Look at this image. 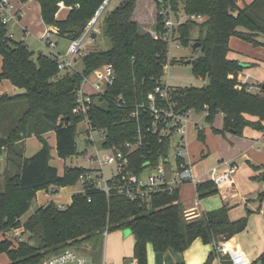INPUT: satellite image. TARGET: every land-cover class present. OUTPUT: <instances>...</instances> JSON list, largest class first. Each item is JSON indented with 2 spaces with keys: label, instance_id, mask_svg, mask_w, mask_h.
I'll use <instances>...</instances> for the list:
<instances>
[{
  "label": "trees",
  "instance_id": "trees-1",
  "mask_svg": "<svg viewBox=\"0 0 264 264\" xmlns=\"http://www.w3.org/2000/svg\"><path fill=\"white\" fill-rule=\"evenodd\" d=\"M36 1L45 25L56 27L59 37L75 40L81 34L69 33L68 29L85 27L104 0ZM61 2L70 7L65 19L57 17ZM137 3L138 0H123L106 17L103 31L112 47L87 52L83 56L82 70L60 71L57 61L49 55L36 54L24 40L17 42L9 37L8 27L0 19V56L3 58L0 82L9 80L24 90L21 94L0 96V184L3 182L0 232L23 227L24 232L29 233V238L17 243L9 238L0 239V254H8L9 264H40L65 249L83 247L91 249L94 264H101L104 233L117 230H130L134 235L133 258L138 264H148L149 245L156 252L174 250L183 254L197 240L212 246L204 263L211 264L218 257L216 246L246 230L249 215L256 212L248 207L246 216L232 221L230 208L224 205L192 219L186 216L179 190L173 195L151 193L135 199L117 193L106 196L93 190L73 195L67 206L43 205L22 222V215L38 191L73 186L86 169L66 167L60 175L50 163L52 147L44 137L49 131L56 132L59 157L79 155L77 126L84 117L74 113V108L83 76L105 65H113L115 80L103 94L93 95L90 115L93 127L106 132L105 146L121 145L136 136L137 124L131 113L137 105L148 102V95L155 91L166 66L180 62L169 58L167 41L141 31L133 18ZM165 3L176 12L204 16L200 22H184L179 32L183 46L201 43L193 52L196 57L191 63L194 71L208 78L209 83L187 88L171 86L169 99L176 110L207 112L209 123L223 113V128L213 127V131L224 137L227 133L242 136L246 127L264 131V84L260 85L259 92L248 90L249 85L238 79L244 64L228 56L229 42L234 36L255 46H264V38H261L264 35V0H165ZM162 6L159 1L158 9ZM161 19L158 15L157 30H162ZM195 28L198 37L194 39L192 31ZM19 103L26 104L23 113L19 118L9 119L10 106ZM143 116V122H148V117ZM247 116L258 119L251 120ZM31 136H36L43 146L31 157H26L25 139ZM198 138L205 141L203 130H198ZM169 144L168 138L160 142L158 135L147 133L143 147L131 159L130 169L134 173L142 172L147 160L156 166L162 156L168 155ZM255 168L258 174L254 179L264 183V169ZM218 191L212 181L197 184L199 198ZM258 200L257 211L264 214V190L259 193ZM32 240L36 243H31ZM222 259L224 264H230L227 257ZM259 261L264 264V254Z\"/></svg>",
  "mask_w": 264,
  "mask_h": 264
},
{
  "label": "built area",
  "instance_id": "built-area-1",
  "mask_svg": "<svg viewBox=\"0 0 264 264\" xmlns=\"http://www.w3.org/2000/svg\"><path fill=\"white\" fill-rule=\"evenodd\" d=\"M110 0H104L98 7L94 16L85 26L80 37L71 40L66 57L61 52L56 51L57 42L52 38L54 35L53 30H47L40 38L45 40V43L52 48L49 56L57 61L58 69L64 70H78L77 58L84 56L86 52L95 50L92 48L91 42L93 33H99V20L103 12L107 9ZM163 6L159 9L158 15L162 18V30H157L154 34L155 38H160L170 43H176L177 47H182L180 41L179 26L187 21H202V15H188L181 11L176 12L172 6L165 3V0L160 1ZM62 3H60V7ZM21 17V12L18 9L14 0H0V19L1 22L9 27L10 24L18 22ZM8 36L13 38V33L8 30ZM55 48V49H54ZM86 51V52H84ZM169 53V49H168ZM69 57V58H68ZM171 59L172 57L169 56ZM169 65V64H168ZM167 65V66H168ZM166 66V67H167ZM115 70L113 65L108 64L101 68L94 70L90 75L83 76V82L78 90L79 96L77 106L74 108V113L80 114L84 117V121L88 128L86 130L88 139L91 143L96 144L93 137L95 132L100 134V144L102 149L111 150V154L101 155L99 146L94 155H90L86 161L97 163L98 165L86 168L78 177V183L81 185V191L88 193L90 191H97L109 196L113 193L125 196L130 199L138 197H145L151 193H167L169 195L175 194L180 186L184 183L192 182L199 183V178L194 173L193 164L188 160V146H187V132L188 127L193 120L191 115L195 112L193 109L186 111L176 110L175 104L170 102V94L172 87L165 81L164 75L161 77L159 84L156 86L155 91L148 95V102L139 104L131 113L132 119L136 121V136L133 140L127 141L121 145L105 146L104 142L107 140L106 132L101 129L98 130L93 127L91 123V115L93 105V95L103 94L105 89L112 85L115 80ZM92 87L93 92L86 89V85ZM248 90H252L251 87ZM148 117V122H143L142 118ZM207 114V112H205ZM197 130H203L204 124L195 123ZM151 133L158 135L159 141L168 138L170 141L169 150L172 146V137L174 134L179 136L175 141L174 148L175 154L171 157L168 155L162 156L159 163L153 166L147 160L143 171L134 173L131 167V159L137 151H139L146 140V134ZM105 166H113L116 171L110 178H105L103 168ZM149 170L147 177H143V172ZM237 172L236 164H227V168L216 166L210 170V178L218 189H222L232 183L234 175ZM91 202V196L88 197ZM64 206V205H62ZM60 206V207H62ZM186 216L189 218L194 214L193 210H185ZM17 229H12L14 238H18ZM8 234V232L6 233ZM109 233L105 232V238ZM11 239L9 236L7 237ZM12 240V239H11ZM218 254L228 255L232 264H245L244 257L240 253L234 252L228 245L227 241L219 243L216 247ZM40 264H94L92 256L79 252L76 249L68 248L64 251L52 255ZM101 264H111L103 258ZM127 264H138L136 259L128 261Z\"/></svg>",
  "mask_w": 264,
  "mask_h": 264
},
{
  "label": "crops",
  "instance_id": "crops-1",
  "mask_svg": "<svg viewBox=\"0 0 264 264\" xmlns=\"http://www.w3.org/2000/svg\"><path fill=\"white\" fill-rule=\"evenodd\" d=\"M14 2L16 3L18 9L21 12V17L20 20L18 21V23L21 26L24 17V13L22 10L24 8L23 5L25 4L27 5L28 3L33 2V0H29L26 3H22L19 0H14ZM63 10H66L68 14L70 11V7L64 5L60 8V10L57 13V17L59 19L66 18V17L64 18L59 17L61 11ZM133 18L135 21L138 22L141 31L149 32L151 34L155 32V28L149 29L147 27L146 28L143 27L141 18L137 17L136 10L134 12ZM24 25L26 24L24 23ZM44 26L45 29L42 32L37 31V34H39L40 32L43 33L42 35H40L41 37L45 34L47 30H53L54 32L53 36L54 38H57L56 42L59 45L60 38H65V37H59L56 34L57 33L56 27H50L45 24ZM21 27L24 28V31L26 32L27 36L31 35L27 26L22 25ZM234 37H231L229 42V47L231 50L228 56L229 58L237 59L244 64L243 70L240 71L238 74V79L240 82L249 85V87L252 88V91L259 92L260 85L264 84V46L263 45L255 46L238 37L236 38ZM234 39H238L240 40V42ZM69 41L71 42V40ZM2 65H3V58H2ZM1 71H2V67H1ZM4 81H9V80H3L1 83H3ZM14 87L15 88L13 90L15 92L14 93L15 95L24 92L23 89H20L16 86ZM86 89L88 91L93 92L92 87L89 84L86 85ZM4 94L9 95L8 92L5 93L0 92V96ZM202 114L206 118L205 112H202ZM219 114L222 115L224 119V114L223 113H219ZM247 117L251 120L258 119L257 117H251V116H247ZM196 122L201 123L199 121H194V120L191 123L195 124ZM202 124H204V129H205L206 124L205 123ZM87 128L88 125L86 124L84 128V132H86ZM217 136H219V140L215 141L217 142L216 143L217 146L214 149V151L211 150V146L206 145V135H205V141L203 142V145H205L206 148L202 149L201 154L196 155L193 152L192 149L193 144L190 147H188V160L193 164L194 173L199 178V183L207 182L211 180L209 173L212 168L216 166H222V168H227L228 163L236 164L238 170L234 175L232 183L230 185H227L226 187H223L222 189H219L218 196L216 197L210 196L207 198L198 197L197 183H192V182L184 183L179 188V197L181 203L184 205L186 210L194 211V214L191 215L189 218L193 219L200 217L206 211H212L221 206L227 205L230 208L229 217L232 221H235L237 219H240L241 217H244V211L243 212L238 211V214L234 212L235 211V208L233 207L235 204L234 200L236 198L242 199V202L245 203V206H250L249 203L255 200L258 197L259 193L264 190V183L254 179V176L258 174V171L255 167L261 168L262 170L264 169V131L254 129L252 127H246L243 131L242 136H237L231 133H227L226 137L224 138H221L220 135ZM44 137L47 139V141L50 144L55 145V147L52 148H56L57 150L56 132L49 131L46 134H44ZM30 142H31L30 145H32V151L30 153H27V146L29 145ZM42 146H43L42 143L36 136H31L26 138L25 156L31 157L36 152H38L42 148ZM2 161H4V159H2ZM2 164H3L2 167L4 168L5 165L4 162ZM64 172L59 171V174L63 175ZM65 188H71V189L66 190V192L61 195L52 194V193L49 194L50 190L53 191L55 189L38 191L36 194V198L38 199L39 207L49 203H54L58 206H62V205L67 206L72 202L73 195L81 191V189L73 190L72 186H67ZM249 208L253 209V207H249ZM109 235L110 233L106 236V240L109 237ZM1 236L3 237L4 234L1 233ZM122 236L125 238L124 235ZM127 237H129L128 239H130V243H131L129 248L131 251L129 252V254L123 253L122 250H120L115 255H110V252L106 251V257L104 258L106 261H108L111 264H127L128 261L135 259L133 258V249L135 244L134 235L129 234V236ZM227 245L234 252L240 253L244 257V260L246 261L245 264H254L255 262H260L259 258L262 254H264L263 212H258V213L254 212L250 214L248 217V226L246 230L236 234L234 237L228 240ZM155 252L156 251L153 249L152 245H149L148 264H155L156 253H158ZM207 254H208V246L204 245L201 240H197L188 250H186L182 254V257L178 254L174 255L173 258L174 260L172 263L169 258H165V260L166 262H168V264H178L182 260L185 262V264H203L206 260ZM223 257H227L230 264H232L229 256L221 253L218 254V257L215 259L217 264H224V260L222 259ZM260 263L263 264L262 262Z\"/></svg>",
  "mask_w": 264,
  "mask_h": 264
},
{
  "label": "rangeland",
  "instance_id": "rangeland-1",
  "mask_svg": "<svg viewBox=\"0 0 264 264\" xmlns=\"http://www.w3.org/2000/svg\"><path fill=\"white\" fill-rule=\"evenodd\" d=\"M123 0H110L108 5H107V9L103 12L102 16L100 17L99 20V30L100 32L97 34V37L91 42V46L92 48L89 49H98V50H108L112 47V42L111 40L105 35L104 31H103V27H104V22L106 17L113 11L115 10L121 3ZM139 2L137 3V7H136V14L138 18H141L142 21V25L143 27H147L149 29H154L155 28V32L157 31V27L155 26L157 24V19H158V2L159 1H163V0H138ZM61 6H64V3L61 2ZM24 8L23 13H24V17L22 20V24L21 26H27L29 32L31 33V35L26 34V32L24 31V28L20 26V24L18 22H15L13 24H10L8 27V30L11 31L13 33V40L14 41H21L24 40L25 43L29 46L30 50L34 51L36 54L39 53V51H42L44 54H49L50 50H52V48H50L46 43L45 40H41L39 38L40 35H42L43 33H41L44 29V22L42 19V15H41V7H39V3L36 0H33V2L28 3L27 5H23ZM67 11L63 10L61 11L59 17L60 18H64L67 17ZM24 23L26 25H24ZM37 31H41L39 34H37ZM154 32V33H155ZM154 33L152 35H154ZM38 35V37H37ZM192 37L195 39L198 37V30L197 28H195L192 31ZM55 41L57 40V38H54V36L52 37ZM236 38V37H234ZM262 39L264 38V35H262L261 37ZM238 42H240V40L238 39H234ZM264 41V40H262ZM193 43V42H192ZM70 44L69 39L67 38H60V42L59 45L57 43L56 46V51L61 52V54H63L65 57L67 55V49L68 46ZM252 44V43H251ZM55 49V48H54ZM86 52V51H84ZM87 53V52H86ZM85 53V54H86ZM35 54V58L37 57ZM168 55L172 58H176V60H180V62H176L174 64H169L166 68H165V74H164V78L165 81H167V83L172 86V87H181V88H187V87H191V86H204L206 84L209 83V79L206 77H201L199 76L195 71H194V66L193 64H187L186 61L189 59H195L196 55L193 54V50H192V45H188V46H182V47H177L176 43H170L169 44V53ZM69 58V57H68ZM182 60V61H181ZM83 64H84V59L83 56H79L78 57V61L76 63L77 68L79 70H82L83 68ZM1 67H2V58L0 57V72H1ZM2 82V81H1ZM0 82V92H8L10 96L15 95L14 93V85L12 83H10L9 81H4L3 83ZM26 104H22L19 103L17 105H13L10 106V111L9 112V119L10 117H15L19 118L21 116V114L23 113L24 109H25ZM191 119L194 121H199L201 123H205L206 127L204 129V133L206 135V145L211 146V150L214 151V149L216 148V140H219V136L220 135L221 138H224V136L222 134H217L213 131V127L214 128H218V129H222L223 128V124H224V119L223 116L218 114L214 120V124L213 123H209L207 121V119L203 116L202 113H197L196 111L191 115ZM12 121V120H10ZM9 121V122H10ZM85 123H79L77 126V136H76V142H77V148H78V152L79 155L77 156H72V157H68L66 159L61 158L58 156L57 150L56 148H52L51 150V155L52 158L50 160V163L52 166L56 167L60 172H64V169L66 166L68 167H85V168H90V167H94L96 165H98L97 163H91V162H87L86 159L90 156V155H94L97 151V146H99L100 144V134L99 132H95L93 134V137L96 140V144L91 143L88 139H86V135L87 132H84V128H85ZM212 127V128H211ZM197 127L194 123H190L189 127H188V132H187V137H186V141H187V145L188 147H190L193 144V152L198 155L201 154L202 149L206 148L205 145H203V141L199 140L198 135H197ZM179 139V136L174 134L172 137V146L169 150V156H173L176 152V149L174 148V143L176 140ZM31 142L29 143V145L27 146V153H30L32 151V145H30ZM50 144V143H49ZM51 147H55V145L50 144ZM99 149L101 151V155H106V154H111V150L109 149H102L99 146ZM2 163L5 161H1ZM2 169H4L2 167ZM104 170V176L105 178H110L112 176V174L116 171L115 167L113 166H105L103 168ZM238 170V167H237ZM149 173V170H145L143 172V177H147V174ZM3 188V182L0 184V189ZM53 189V188H52ZM71 188H65V187H60L58 189L55 190H50L49 194H64L66 192V190H69ZM73 190H77V189H81V185L80 183H76L75 185L72 186ZM219 194H213L210 196H218ZM207 196V197H210ZM205 197V198H207ZM234 208H235V213L238 214V211H244V216L247 215V208L248 207H253V209L256 210V213H258L257 208L260 205V201L258 200V197L251 201L249 203L250 206H245V203L242 202V199H238L236 198L234 200ZM39 208V204H38V199L35 197L30 204L29 209L26 211V213H24L21 217L22 222H25L37 209ZM195 217V216H192ZM18 232V238H23V239H27L29 238V233L28 232H24V228L23 227H19L17 228ZM126 232H130V230H117L114 232H111L109 237L104 239V249H103V258L106 257V251L110 252V255H115L117 252H119L120 250H122L123 253H127L129 254V252L131 251L130 248V239H128L129 237V233L128 235H125ZM0 232V239H4L7 238L8 236L12 239V241L14 243H17L18 240L17 238H14V233L9 231V234L3 233L4 236H1ZM125 236V238L122 235ZM127 237V238H126ZM10 239V240H11ZM31 243L35 244V241H31ZM204 244V243H203ZM90 245V244H89ZM206 245V244H204ZM208 246V254L206 257L205 262L208 259L209 253L212 250V246L211 245H206ZM76 250H78L81 253L84 254H88L89 256H91L93 253L90 251L91 249L89 247H83V248H74ZM154 252V251H153ZM156 253V252H155ZM180 255L182 257L181 253H178L174 250H168L167 253L166 252H158L156 253V261L155 264H168V262H166L165 258H169L171 263L173 262V258L174 255ZM111 257V256H110ZM110 259V258H109ZM112 261V260H110ZM183 261V260H182ZM11 262L9 256L7 253H1L0 254V264H9ZM204 262V263H205ZM203 263V264H204ZM211 264H217L216 260L214 259L213 262ZM254 264H261L260 262H255Z\"/></svg>",
  "mask_w": 264,
  "mask_h": 264
},
{
  "label": "water",
  "instance_id": "water-1",
  "mask_svg": "<svg viewBox=\"0 0 264 264\" xmlns=\"http://www.w3.org/2000/svg\"><path fill=\"white\" fill-rule=\"evenodd\" d=\"M84 28H85V27H70V28L68 29V32H69V33L76 32V33H78V34H81V33L83 32ZM92 36H93V38L95 39V38L97 37V33H93ZM200 45H201L200 42H194V43L192 44V50H193V52H196L197 49L200 47ZM41 53H42V51H39V54H41ZM191 61H192V60L189 59V60L186 61V63H187V64H191ZM128 233L131 234V231H130V232H126L125 235H128Z\"/></svg>",
  "mask_w": 264,
  "mask_h": 264
}]
</instances>
